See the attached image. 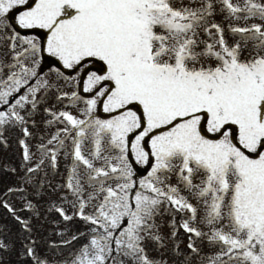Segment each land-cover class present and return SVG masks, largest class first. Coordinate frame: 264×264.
<instances>
[{
  "label": "snow or ice",
  "instance_id": "snow-or-ice-1",
  "mask_svg": "<svg viewBox=\"0 0 264 264\" xmlns=\"http://www.w3.org/2000/svg\"><path fill=\"white\" fill-rule=\"evenodd\" d=\"M13 10L31 35L7 31ZM0 47V146L5 131L22 133L21 186L0 195V208L25 234L19 248L0 238V254L15 252L17 264H169L147 244L172 240L173 264H264V2L0 0ZM41 108L45 125L60 127L33 162L29 125ZM61 154L65 191L46 212L86 230L58 233L50 258L33 236L40 210L27 186L44 187L33 177L44 167L55 174ZM9 195L22 198L19 209ZM162 214L173 216L167 238ZM204 240L218 250L202 255Z\"/></svg>",
  "mask_w": 264,
  "mask_h": 264
},
{
  "label": "rangeland",
  "instance_id": "rangeland-1",
  "mask_svg": "<svg viewBox=\"0 0 264 264\" xmlns=\"http://www.w3.org/2000/svg\"><path fill=\"white\" fill-rule=\"evenodd\" d=\"M186 2V0H185ZM236 2V0H234ZM242 2V0H241ZM261 2H264V0H261ZM179 6V5H178ZM18 15V12L16 10H13L9 16L7 17V24L9 25L7 31L10 33L13 30L19 31L21 34H28L31 35L32 33H27L26 30L20 29L19 26L16 24L15 17ZM215 20L217 23H220L223 27H225V33L226 37L229 39V42H233V38L228 35L227 33V26L230 23V21L224 20L223 16L217 15L215 17ZM231 23H238L239 26H245L244 21H231ZM253 23H261L259 19H251L247 21V25H251ZM41 40L44 39L43 35L39 37ZM5 52L4 47H0V58L3 57ZM45 58L46 54H45ZM50 59V58H49ZM98 67V66H96ZM96 67H93L92 70H96ZM48 69L44 68V72L47 73ZM66 90H71L70 88ZM81 92L82 95H87L82 92V85L77 89ZM49 105L52 104V101L48 102ZM64 106L63 105H57L55 110H60ZM101 118H106L107 114L103 113L102 110H99L97 113ZM49 117H46L43 113V108H41V111L35 115V121L36 125L33 127L31 124L29 125L30 131L33 133L32 137L28 140V143L34 153L33 156V162H36L40 159L41 154L39 152H36L37 145L46 142V140L50 137L51 133L55 131L56 127H60V125H56L54 127H47L44 123L46 119ZM5 138L8 140V146L5 148L3 146H0V180L2 179V176L10 178L12 180V183H9L6 181L7 185L4 184L2 187H0V195L4 191L7 190L9 187H18L21 186L18 182V175L22 174V150L19 146V139L22 138V133L19 131L18 128H11L4 132ZM68 161L64 158L63 154H61L59 159V168L55 171V174H53V170L50 167H44L43 170L37 175L33 177V181H36V179L42 178L44 180H47L49 182V185L51 186L48 190L52 193L53 199H51L49 196H47L48 203L47 206L53 202L59 204L61 202V196H59L61 187L64 183V179L67 175V166ZM15 167L17 169V174L14 175L10 172L4 171V167ZM175 182V181H173ZM34 185V184H33ZM31 185L30 187H32ZM30 192V191H29ZM9 203L16 206L18 209L21 205L22 198L19 196H13L9 195L6 197ZM29 199L33 200L34 203L38 206L40 210V216L39 218H32V224L36 226L37 222H41L43 226L38 227L35 231V228L33 230V236L36 237L39 240V247L38 251L42 255H47L49 257L52 256V251L48 250L47 246L50 242H56L59 243L61 240V236L58 235V233H65L64 238H68L71 235L85 231L86 228L82 221L80 220H73L70 222H64L58 214L55 212H46V208H43L40 206V203L36 199V197L29 196ZM67 207V206H66ZM3 212L4 209L0 208V228L3 229V235L10 236L6 237L8 240L15 241L16 247L19 248L20 246V240L21 238H18L15 235V229L10 226V224L3 219ZM27 215V214H25ZM6 216V215H4ZM8 220H13L12 217L7 214L6 216ZM173 216L170 214H162L156 218L157 224L160 226V233L165 236L166 238L171 235V232L173 229L170 227V222L172 221ZM177 223L180 222V217H176ZM17 228V227H16ZM207 229H205L206 231ZM188 234L184 233L183 229H179L178 235L176 237V242H179L180 249L184 252L190 251L187 249V239ZM1 238V235H0ZM83 240L74 242L71 248L78 247L80 243H82ZM198 247L201 249V254L204 256L211 255L214 252H216L218 249L214 248L213 246H210L207 242V240H204L202 242L198 241ZM167 248L166 249H160L157 250L156 246L152 242H148L147 244V251L149 256L151 257H161L163 255L164 258H166L169 261V264H173V256H172V246L173 241L172 240H166ZM3 258V264H14V260L17 258V255L15 252L9 253H2L0 254ZM199 257L193 256L191 258V264H198Z\"/></svg>",
  "mask_w": 264,
  "mask_h": 264
},
{
  "label": "trees",
  "instance_id": "trees-1",
  "mask_svg": "<svg viewBox=\"0 0 264 264\" xmlns=\"http://www.w3.org/2000/svg\"><path fill=\"white\" fill-rule=\"evenodd\" d=\"M32 188H30L28 191H30L29 193H32L33 191L31 190Z\"/></svg>",
  "mask_w": 264,
  "mask_h": 264
}]
</instances>
